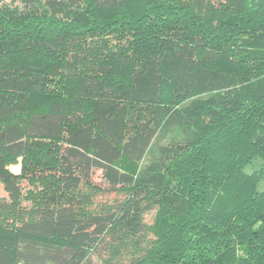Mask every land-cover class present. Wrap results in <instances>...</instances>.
<instances>
[{
    "label": "trees",
    "instance_id": "trees-1",
    "mask_svg": "<svg viewBox=\"0 0 264 264\" xmlns=\"http://www.w3.org/2000/svg\"><path fill=\"white\" fill-rule=\"evenodd\" d=\"M0 183V264H264V0H0Z\"/></svg>",
    "mask_w": 264,
    "mask_h": 264
},
{
    "label": "rangeland",
    "instance_id": "rangeland-1",
    "mask_svg": "<svg viewBox=\"0 0 264 264\" xmlns=\"http://www.w3.org/2000/svg\"><path fill=\"white\" fill-rule=\"evenodd\" d=\"M122 168L125 169V170H130L131 172L133 171V170H131L130 166H128L126 163H123V164H122ZM127 168H128V169H127ZM10 170H11V172H13L14 174H19V173H21V170H22V161H19L16 165H12V166L10 167ZM247 171L250 172V169L248 168ZM94 182H95V184H96L97 186H99V187L102 188V189H107V188H108V186L104 183V181H103V179H102V177H101L100 172H97V173L95 174V176H94ZM262 190H264V185L262 186ZM4 196H5V192H4V190H3V185L0 183V198H2V197H4ZM106 198H108V197H106ZM105 200H109L110 202L112 201V199H105ZM147 222H148V224H151V223H152V222H151V217H149V218L147 219ZM94 264H98V263L95 262Z\"/></svg>",
    "mask_w": 264,
    "mask_h": 264
}]
</instances>
